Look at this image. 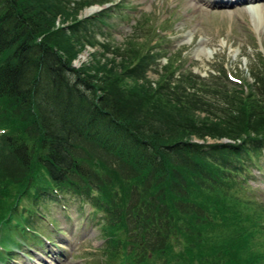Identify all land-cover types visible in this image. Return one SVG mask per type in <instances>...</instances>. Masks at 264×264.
<instances>
[{
    "label": "trees",
    "instance_id": "trees-1",
    "mask_svg": "<svg viewBox=\"0 0 264 264\" xmlns=\"http://www.w3.org/2000/svg\"><path fill=\"white\" fill-rule=\"evenodd\" d=\"M69 4L0 0V263L15 234L37 236V201L69 195L90 204L107 264H264V199L246 182L264 144V68L205 77L174 52L153 85L146 38L76 68L75 30L56 23Z\"/></svg>",
    "mask_w": 264,
    "mask_h": 264
},
{
    "label": "rangeland",
    "instance_id": "rangeland-1",
    "mask_svg": "<svg viewBox=\"0 0 264 264\" xmlns=\"http://www.w3.org/2000/svg\"><path fill=\"white\" fill-rule=\"evenodd\" d=\"M75 1L81 5L88 0H70L66 13L57 15L56 23L64 24L67 32L75 30L76 36L73 34L69 42L77 51V56L71 60L76 68H89L96 64L95 58L104 60L107 57L118 62L121 55L115 46L127 47L145 38L151 39V51L159 52L145 70L153 85L174 52L182 69L190 68L193 73L205 77L224 67L230 74H242L251 81L250 66L264 68V20L256 23L252 15V9L261 6L258 2L240 0L232 6H222L206 0H110L105 4L90 0L91 3L79 8ZM102 6L108 9L103 13V22L98 19L84 23L85 18L97 14ZM89 8L92 9L88 13ZM76 17L83 20L77 29L73 22ZM136 23H142L141 28L139 24L135 27ZM153 25H158L160 36L164 35L162 38L158 34L152 37ZM104 42L111 43L113 51H105ZM259 152L246 182L251 185L249 193L264 199V144ZM65 197L63 202L43 198L35 203L42 215L36 213L29 223L37 236L15 234L11 237L6 243L12 252L9 254L5 250L8 257L0 264L109 263L110 259L102 252L105 238L90 218V204H82L76 196ZM64 203L67 206L63 208ZM44 235L51 239L43 240Z\"/></svg>",
    "mask_w": 264,
    "mask_h": 264
},
{
    "label": "bare ground",
    "instance_id": "bare-ground-1",
    "mask_svg": "<svg viewBox=\"0 0 264 264\" xmlns=\"http://www.w3.org/2000/svg\"><path fill=\"white\" fill-rule=\"evenodd\" d=\"M207 2H211V3H214V2H217V0H206ZM239 1V0H237ZM243 1H246V0H243ZM250 1H253V3H256L258 2L259 4H261V6H259L260 8H255V9H252V15L254 16V21H256V23H260L259 21L261 20H264L263 16H264V4L261 3V2H264V0H250ZM231 3H233L232 0H228V1H225L224 4L227 5V6H231ZM257 6V4H256ZM255 6V7H256ZM258 7V6H257ZM92 8H89L87 9L86 12L89 13V11L91 10ZM262 18V19H261ZM264 23V22H263ZM261 24V23H260ZM260 26V25H259ZM202 49V48H201ZM201 51H204V49H202ZM199 51V52H201Z\"/></svg>",
    "mask_w": 264,
    "mask_h": 264
}]
</instances>
